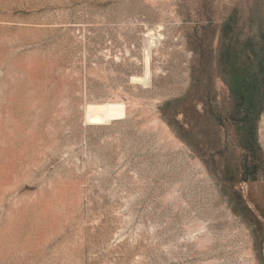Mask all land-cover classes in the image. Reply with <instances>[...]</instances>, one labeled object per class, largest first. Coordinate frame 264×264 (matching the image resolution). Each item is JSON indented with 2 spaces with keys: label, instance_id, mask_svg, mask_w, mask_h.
I'll list each match as a JSON object with an SVG mask.
<instances>
[{
  "label": "rangeland",
  "instance_id": "rangeland-1",
  "mask_svg": "<svg viewBox=\"0 0 264 264\" xmlns=\"http://www.w3.org/2000/svg\"><path fill=\"white\" fill-rule=\"evenodd\" d=\"M0 264H264V0H0Z\"/></svg>",
  "mask_w": 264,
  "mask_h": 264
},
{
  "label": "bare ground",
  "instance_id": "bare-ground-1",
  "mask_svg": "<svg viewBox=\"0 0 264 264\" xmlns=\"http://www.w3.org/2000/svg\"><path fill=\"white\" fill-rule=\"evenodd\" d=\"M149 36L151 37L152 35H149ZM147 38H148V36H147ZM151 38L155 39L153 37H151ZM152 43L153 42H151L149 44H152ZM148 46H151V45H148ZM151 47H153V46H151ZM147 51H149V50H147ZM149 63L150 62H149L148 55H146L145 61H144L145 76L144 77L133 76L131 78L132 82H135L136 84L141 83V85H142V83H145L148 80ZM85 114L89 120H101L103 122L104 121L106 122V121L121 120V119L125 118V116L127 114V106L125 103L117 102V101L116 102H106L103 104H89L87 106V108L85 109Z\"/></svg>",
  "mask_w": 264,
  "mask_h": 264
}]
</instances>
